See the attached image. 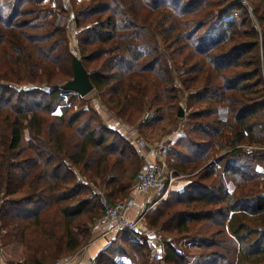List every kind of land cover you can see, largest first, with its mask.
Here are the masks:
<instances>
[{
  "label": "trees",
  "instance_id": "trees-1",
  "mask_svg": "<svg viewBox=\"0 0 264 264\" xmlns=\"http://www.w3.org/2000/svg\"><path fill=\"white\" fill-rule=\"evenodd\" d=\"M40 2L0 0V246L21 245L23 255L7 264L75 255L103 214L97 190L125 199L142 161L92 107L62 104L66 93L81 99L62 88L74 54L68 29ZM75 9L93 91L127 122L141 130L150 112L179 107L181 82L191 111L165 154L171 168L190 173L232 149L149 212L148 226L172 238L163 261L264 264V0H89ZM183 240L202 250L181 252L173 242ZM152 248L118 232L95 264H152Z\"/></svg>",
  "mask_w": 264,
  "mask_h": 264
},
{
  "label": "rangeland",
  "instance_id": "rangeland-1",
  "mask_svg": "<svg viewBox=\"0 0 264 264\" xmlns=\"http://www.w3.org/2000/svg\"><path fill=\"white\" fill-rule=\"evenodd\" d=\"M87 1H89V0H41V2L39 3V5L46 6V7L53 9L54 12L57 14L56 15V23L59 25H63L68 29L69 39H70V49L72 50L73 54H75L77 56H79V42H78V36L76 34L78 32V28H77V24H76L77 31L76 32L75 31L70 32V29H69L70 28V22L76 15L75 7H79L80 5H82L83 2H87ZM59 6L64 7L66 13L64 12V10L58 9ZM176 86L178 88H180L181 91H183L181 99H180L181 105L179 107L178 106L163 107L161 114L157 115V116L155 115V113L153 111L150 112V114H148L149 118L146 121H144V125L141 126L142 127L141 130H139L140 125L130 124L124 118L120 117L114 111H112L107 106V104L102 99V97L97 96L96 92H94V91L90 92L85 97L80 96L81 99L74 98L73 102L70 101V95L68 93H66V95H64V97H63L62 104H67L68 106L71 107L70 113L77 110L80 105H83L84 108L92 107L99 114L102 121L105 124H107L111 129H114V130H118V126L116 123L126 125V132L124 131V135L131 142V144L136 148L138 154L142 157V161H141V166H142L143 162L145 161V159L147 157H149L151 159L152 158L158 159V157L160 158V156H162L161 150H163V149L165 150L164 152L166 154V152L169 150V148L171 146L170 140L173 139V137L175 138L177 135H178L177 136V138H178L183 134V130L185 129V124H186V120H187V114L191 111V109L187 108V105H188L187 100H186L187 92L185 91L181 82L176 83ZM180 107H182L183 111H184L183 117L178 116V111H179ZM57 112L60 113L59 107L57 109ZM221 117L225 120L227 118V111L222 110L221 111ZM108 121H113L116 123H111ZM130 130H134L135 132L132 134V133H130ZM174 132H178V134L177 135H176V133L173 134ZM171 135H172V138H170ZM177 138H176V140H177ZM140 139H142V141L145 142V144H146L145 146L142 147V149H140V147L138 146V141ZM174 142L175 141H173V143ZM248 147L249 146H243V148L245 150H248ZM251 147H252L251 148L252 150L253 149H260V148L255 147V146H251ZM231 150L232 149H229V148H225L221 151L218 150L217 152L212 154L211 158L209 160H207L206 163L203 166H201L200 168H198L195 171L190 172V173L182 172L183 174L186 175V177L182 180L183 181L182 184L184 186L187 185L190 181L197 178L196 176L200 172L201 169H203L204 167H207V166H212L217 159L226 155ZM259 169H261V168H259ZM138 171H140V170H138ZM76 172L78 173L81 181H83V180L87 181L86 177L83 174H81L78 169H76ZM137 174L133 178V183L135 181ZM184 186L178 190L170 191L168 194H166L164 199H160L151 212H153L158 206L162 205V203L166 199H168L171 196V194H174L175 192H179V191L183 190ZM97 192H98V194L100 192H102L103 195L106 196V191L104 189H99V190H97ZM100 198H101V196H100ZM119 200H121V199H119ZM147 217H148V215H147ZM147 217H146V223L148 226ZM147 230H148L147 234H139V235L140 236H146L148 238L150 244L153 243L152 240L154 238L156 239V240H154L155 243L161 244V245H163V247H165L166 243L172 242V238L170 237V235L168 233H164L162 230H158L156 228H151L150 226L147 227ZM92 238H93V234H92ZM92 238H91L90 242L92 241ZM113 238H114V236L111 237L110 241ZM151 238H153V239H151ZM90 242L88 244H86L84 247H82L76 254L81 256V254L85 252V249L90 244ZM173 244L181 252L187 251V252H190L191 254H193V253L200 252L202 250V249H200L201 247L197 245V242H193V241L183 240V241H179L178 243L173 242ZM12 247L13 246L1 247V254H2V257L4 258V260H6V261L9 260L8 258H9L10 252L8 251V255H7V249H10ZM13 248H17V250H19L18 253H20L19 255L20 256L22 255V246L21 245H14ZM153 251H154V249L152 248L151 249V255H150L151 263L152 264H166L163 261V259H161L160 262H155L154 260H152ZM68 257H71V256H68ZM66 258H67V256H66ZM66 258L65 257L58 258V260L54 264H56L59 261L65 264V262L63 260H65ZM119 258H123V259L128 260L126 257H123V256L117 257V260ZM188 264H201V263H199L197 260H195L194 257H189V263Z\"/></svg>",
  "mask_w": 264,
  "mask_h": 264
},
{
  "label": "built area",
  "instance_id": "built-area-1",
  "mask_svg": "<svg viewBox=\"0 0 264 264\" xmlns=\"http://www.w3.org/2000/svg\"><path fill=\"white\" fill-rule=\"evenodd\" d=\"M70 32H76V19L75 17L70 22ZM72 34V33H71ZM77 34V33H76ZM121 127L126 132V125L121 124ZM134 130H130V133H134ZM176 135L178 132H174ZM178 136V135H177ZM177 136L170 141H176ZM172 138V135L171 137ZM145 142L140 139L138 146L142 149L145 146ZM252 147L249 146L247 151H251ZM165 150H161L162 156L158 159H151L147 157L143 162L139 173L137 174L132 188L129 192V196L125 199L116 201L115 203L100 192L101 201L103 205V214L96 220L95 228H97L98 236L112 237L118 232L131 231L138 234H147L146 217L151 212L160 199H164L165 195L170 191H175L182 188V180L186 177L185 174L178 171L175 168H171L165 160ZM139 196L144 197V204L137 217H131L132 211L136 199ZM156 199V200H155ZM151 237V236H150ZM153 239V238H151ZM153 243V255L152 260L160 262L164 255L163 245ZM0 264H7L1 254L0 246ZM56 264H64L57 262Z\"/></svg>",
  "mask_w": 264,
  "mask_h": 264
},
{
  "label": "crops",
  "instance_id": "crops-1",
  "mask_svg": "<svg viewBox=\"0 0 264 264\" xmlns=\"http://www.w3.org/2000/svg\"><path fill=\"white\" fill-rule=\"evenodd\" d=\"M108 122L116 123L113 121H108ZM116 124L118 126V130L122 134H124V129L121 127V124H119V123H116ZM143 204H144V197L139 196L136 199V203H135L132 211L130 212V216L131 217H137V215L140 213V210H141ZM97 233H98L97 228H94L92 241L86 247L85 252L82 253L81 256L75 254L71 257H67L65 260H63L65 262V264H95V259H96L97 255L100 253V251L102 249L107 247V245L109 244L110 239H111V237L98 236ZM13 247L10 249H7V255H8V251L10 252L8 259L9 260H17V261L23 260V255L20 256L19 255L20 253H18L19 250H17V248H13ZM118 260L128 262V260L123 259V258H119Z\"/></svg>",
  "mask_w": 264,
  "mask_h": 264
},
{
  "label": "water",
  "instance_id": "water-1",
  "mask_svg": "<svg viewBox=\"0 0 264 264\" xmlns=\"http://www.w3.org/2000/svg\"><path fill=\"white\" fill-rule=\"evenodd\" d=\"M73 66V78L72 80L64 83L62 88L67 91H71L75 94H78L81 97H85L87 94L93 91L94 86L90 80V75L82 64L81 59L77 55H73L72 59ZM226 111V109H224ZM178 116L183 117L184 111L180 107L178 111Z\"/></svg>",
  "mask_w": 264,
  "mask_h": 264
}]
</instances>
